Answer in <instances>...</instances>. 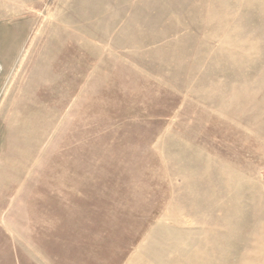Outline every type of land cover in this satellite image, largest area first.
Wrapping results in <instances>:
<instances>
[{"label": "rangeland", "instance_id": "rangeland-1", "mask_svg": "<svg viewBox=\"0 0 264 264\" xmlns=\"http://www.w3.org/2000/svg\"><path fill=\"white\" fill-rule=\"evenodd\" d=\"M0 264H264V0H0Z\"/></svg>", "mask_w": 264, "mask_h": 264}]
</instances>
